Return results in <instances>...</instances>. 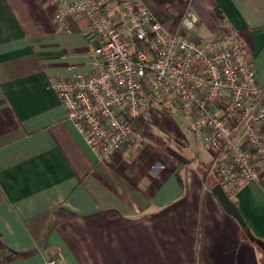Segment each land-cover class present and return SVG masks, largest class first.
I'll use <instances>...</instances> for the list:
<instances>
[{
  "label": "crops",
  "instance_id": "1",
  "mask_svg": "<svg viewBox=\"0 0 264 264\" xmlns=\"http://www.w3.org/2000/svg\"><path fill=\"white\" fill-rule=\"evenodd\" d=\"M212 1L264 84V0ZM69 24L61 30L44 0H0V250L14 254L0 264L56 251V264H264L212 193L225 187L190 124L194 147L168 114L151 123L163 141L96 159L48 84L91 69L88 24ZM232 201L264 240V173Z\"/></svg>",
  "mask_w": 264,
  "mask_h": 264
},
{
  "label": "built area",
  "instance_id": "2",
  "mask_svg": "<svg viewBox=\"0 0 264 264\" xmlns=\"http://www.w3.org/2000/svg\"><path fill=\"white\" fill-rule=\"evenodd\" d=\"M54 22L85 19L93 35L87 75L49 77L69 120L100 162L143 143L130 120L152 123L176 111L190 119L211 172L234 200L241 186L264 173V84L231 33L211 41L196 32L188 9L168 32L143 0H44ZM211 106H214L213 109ZM56 251L42 264H56Z\"/></svg>",
  "mask_w": 264,
  "mask_h": 264
},
{
  "label": "trees",
  "instance_id": "3",
  "mask_svg": "<svg viewBox=\"0 0 264 264\" xmlns=\"http://www.w3.org/2000/svg\"><path fill=\"white\" fill-rule=\"evenodd\" d=\"M149 10L154 15L155 19L159 21L168 32H174L178 28L183 14L191 9L198 16L199 23L208 32L205 35L206 39L215 41L222 39L225 36L234 33L242 42L240 34L234 32L228 25L227 20L222 14L221 10L214 4L212 0H143ZM243 44V43H242ZM244 46V44H243ZM129 124L134 131L143 135L144 139L153 142L163 141V137L157 133L151 123L140 120H130ZM215 182L208 183L211 188ZM1 200V192H0ZM243 237H245L242 231ZM258 247V246H257ZM8 250H0V255L3 261L10 260L14 257L12 252Z\"/></svg>",
  "mask_w": 264,
  "mask_h": 264
},
{
  "label": "water",
  "instance_id": "4",
  "mask_svg": "<svg viewBox=\"0 0 264 264\" xmlns=\"http://www.w3.org/2000/svg\"><path fill=\"white\" fill-rule=\"evenodd\" d=\"M212 193L216 196L218 202L220 203L222 209L231 215L239 224L241 230L243 231L245 237L261 249H264V240L259 239L255 237L249 230V228L246 225V222L244 221L240 211L238 210L237 206L235 203L229 199L227 196L225 190L223 187L218 183L215 184L211 188Z\"/></svg>",
  "mask_w": 264,
  "mask_h": 264
},
{
  "label": "rangeland",
  "instance_id": "5",
  "mask_svg": "<svg viewBox=\"0 0 264 264\" xmlns=\"http://www.w3.org/2000/svg\"><path fill=\"white\" fill-rule=\"evenodd\" d=\"M196 32L198 34H203L207 35L208 32L207 30L202 26V25H197ZM169 116L173 119V121L176 123V127L180 134L183 136L182 138L184 140H187L191 147L195 146V137L193 133L187 128V126L190 124V119L186 116H183L182 114L176 112V111H171L169 113ZM198 145L200 144L199 138H197ZM213 176V174H211ZM215 182V180H211L210 183Z\"/></svg>",
  "mask_w": 264,
  "mask_h": 264
}]
</instances>
